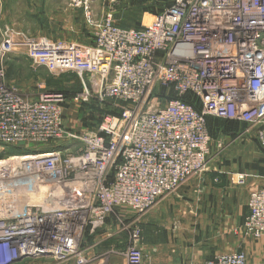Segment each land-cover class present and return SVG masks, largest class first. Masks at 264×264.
I'll return each mask as SVG.
<instances>
[{
    "label": "built area",
    "instance_id": "2783aa9c",
    "mask_svg": "<svg viewBox=\"0 0 264 264\" xmlns=\"http://www.w3.org/2000/svg\"><path fill=\"white\" fill-rule=\"evenodd\" d=\"M168 1L162 12L145 14L137 29L117 27L106 13L88 45L1 31L0 154L32 148L0 159V264H88L96 243L87 238L114 210L143 214L204 172L205 117L264 126V0ZM15 48L33 66L95 78L91 86L101 101L127 109L104 117L94 132H66L61 108L88 93L71 99L51 91L20 94L5 82L4 62ZM50 143L59 144L40 147ZM244 179L238 175L234 183ZM247 209L245 234L264 237V184L250 191ZM126 221L123 230L135 245L109 249L104 260L116 254L122 264H144L138 230ZM206 264L248 261L236 251Z\"/></svg>",
    "mask_w": 264,
    "mask_h": 264
},
{
    "label": "rangeland",
    "instance_id": "374dc122",
    "mask_svg": "<svg viewBox=\"0 0 264 264\" xmlns=\"http://www.w3.org/2000/svg\"><path fill=\"white\" fill-rule=\"evenodd\" d=\"M163 6L164 0H0V33L11 29L28 37L88 45L92 41L94 23L106 13L113 14L116 26L124 29L137 26L139 19L141 25L143 16L150 14L143 11H159ZM15 52L13 59L4 62L5 82L20 94L34 98L40 92L59 91L71 99L88 93L87 100L68 102L61 108V122L66 132L77 135L94 132L104 117H118L127 109L126 104L101 101L97 90L91 86L95 78L74 72L53 73L33 66L21 48H15ZM208 130L211 153L204 172L190 177L143 214L128 209L114 210L104 227L90 240L96 246L87 252L88 264H122L121 256L114 254L104 260V254L109 249L124 251L135 245L130 242V234L123 230L122 221L125 220L126 224L133 221L131 229L138 230L136 246L142 252L143 263H159L166 256H174L173 250L179 247L190 250V257L194 258L197 251L219 241L225 247L232 243L239 245L248 264H264V237L254 239L243 230L246 209L240 212L239 226H234L237 219L232 213L237 202L234 205L233 201L230 206L232 203L224 194L217 197L211 190L216 187L232 189L237 196L238 189L244 186V183H234L237 175L244 171L249 175H264V126L210 120ZM57 144L40 147L49 150ZM28 146L32 145L18 147L28 153L32 148ZM209 173L213 175L211 180ZM222 177H227L225 184Z\"/></svg>",
    "mask_w": 264,
    "mask_h": 264
},
{
    "label": "crops",
    "instance_id": "0c3cea01",
    "mask_svg": "<svg viewBox=\"0 0 264 264\" xmlns=\"http://www.w3.org/2000/svg\"><path fill=\"white\" fill-rule=\"evenodd\" d=\"M76 43L83 44L80 42H76ZM13 54H11L7 58V60L10 59ZM11 59H13V58H11ZM210 153H211V142H210ZM242 175L245 178L244 182H243L244 186H243V188L238 189V191L240 193L237 194V196L233 194L232 189H229V190L224 189L223 190L222 188H219V187L211 189V190H214V191H212V193L214 195H216L217 197H220L221 194H224L225 199H227V201H230L232 203L230 206L233 205V201H234V205L237 202V208L235 209L234 213H232V216H235V218L237 219L236 220L237 224L234 225L236 227L239 226V224H240L239 221H240V217H241V214H240L241 210L246 209V213H248L247 202H248V197H249L250 191L264 184V175L263 176H261V175H259V176L249 175L248 173H245V171H244V174H242ZM212 176H213L212 173H209L208 178H210V180H211ZM226 181H227V177H222V183L225 184ZM208 184H209V182H208ZM228 193L230 195H228ZM218 242L212 244L211 246H208L207 248L200 249L193 256L194 258L190 257V255H191V253H189L190 250H188L186 248H180L179 247V249L173 250V254L175 253L174 256H171V257L166 256L165 260L160 261L159 263L155 261V262H145L144 264H205L207 261L214 259L218 255L229 254V253H233L236 251H241L239 245L236 246V244H234V243H232L231 245H228V246L226 245L227 247H225V244L223 242L222 243L221 242L218 243Z\"/></svg>",
    "mask_w": 264,
    "mask_h": 264
},
{
    "label": "trees",
    "instance_id": "16d2710c",
    "mask_svg": "<svg viewBox=\"0 0 264 264\" xmlns=\"http://www.w3.org/2000/svg\"><path fill=\"white\" fill-rule=\"evenodd\" d=\"M168 6H169V1L168 0H164V6L161 7L159 11L145 10V11H143V13L158 14V13L162 12L164 9H166ZM139 27H140V19H139V21L137 23V26H135V27H124V28L125 29H130V28L137 29ZM51 92H58L59 93V91H51ZM161 93L163 95L164 91H161ZM172 97H173V95L170 96V98H172ZM67 99H69V98H67ZM182 99H183V101H185V103L191 104L197 112H200V104L197 102V100L192 95H185ZM210 120L223 121V122H226V123H230L232 125H240V126L241 125H246L245 123L238 122V121H229V120L219 119V118H215V117H205V126H206L207 133L209 132V130H208V121H210ZM208 135H209V133H208ZM21 149H19V147H8V148H6V150L3 153L0 154V159L5 158V157L10 156V155L26 154V152L24 150H21ZM91 238L92 237H88L87 238V243L88 244H92L93 243V242L90 243Z\"/></svg>",
    "mask_w": 264,
    "mask_h": 264
},
{
    "label": "bare ground",
    "instance_id": "6f19581e",
    "mask_svg": "<svg viewBox=\"0 0 264 264\" xmlns=\"http://www.w3.org/2000/svg\"><path fill=\"white\" fill-rule=\"evenodd\" d=\"M120 213V212H119ZM121 251V250H120Z\"/></svg>",
    "mask_w": 264,
    "mask_h": 264
}]
</instances>
